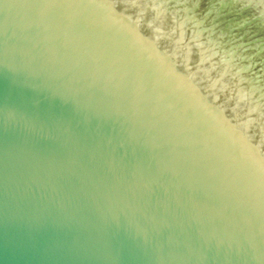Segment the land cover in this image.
Segmentation results:
<instances>
[{"label":"water","instance_id":"1","mask_svg":"<svg viewBox=\"0 0 264 264\" xmlns=\"http://www.w3.org/2000/svg\"><path fill=\"white\" fill-rule=\"evenodd\" d=\"M0 264H264V0H0Z\"/></svg>","mask_w":264,"mask_h":264}]
</instances>
